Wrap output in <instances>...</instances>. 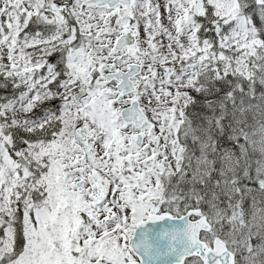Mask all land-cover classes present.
Wrapping results in <instances>:
<instances>
[{
  "label": "snow or ice",
  "instance_id": "snow-or-ice-1",
  "mask_svg": "<svg viewBox=\"0 0 264 264\" xmlns=\"http://www.w3.org/2000/svg\"><path fill=\"white\" fill-rule=\"evenodd\" d=\"M0 264H264V0H0Z\"/></svg>",
  "mask_w": 264,
  "mask_h": 264
}]
</instances>
